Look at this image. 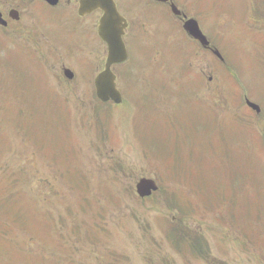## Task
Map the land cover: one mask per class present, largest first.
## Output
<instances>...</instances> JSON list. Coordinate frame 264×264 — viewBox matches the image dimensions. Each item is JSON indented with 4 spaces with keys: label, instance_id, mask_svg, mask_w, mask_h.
<instances>
[{
    "label": "rangeland",
    "instance_id": "1",
    "mask_svg": "<svg viewBox=\"0 0 264 264\" xmlns=\"http://www.w3.org/2000/svg\"><path fill=\"white\" fill-rule=\"evenodd\" d=\"M252 1L255 4L256 0ZM36 2L3 0L0 6L6 15L9 8L20 12L18 22L0 27V132L7 133H0V217L4 218V227L9 233L0 232V264H22L16 258L12 260L19 248L25 255L36 256L25 257V264H264V253L261 255L259 251L264 250V230H261L264 226L253 219L264 216V117L260 116L256 137L251 136L253 127L250 126L242 136L238 130L226 128V124L215 123L216 135L214 131L200 130L209 129L210 122L188 121L191 118L186 115L187 111L177 106L181 100L178 98H182L176 89L180 81L175 79L178 73L169 55V46L178 47L180 37L173 24V41L169 38L166 44L162 43L160 17H154L146 30L142 39L146 46L141 41L142 48L137 43L131 48L134 70L129 66L131 61L116 67V71L129 73L127 79H120L123 103L102 105L95 97L91 80L85 79L89 75L85 64L74 59L78 53L87 60L96 58L99 51L102 58L105 56V45L95 34L97 15L84 21L92 26L90 36L87 35L89 40L84 41L85 34L72 33L68 48L59 35L52 31L46 33L47 22L54 23L55 16L47 8H39L34 13ZM141 2L130 0L132 11L131 6L125 10L132 25L145 16L146 6L140 8ZM185 2L182 6L191 11L192 1ZM230 2L246 12L245 0ZM208 4L211 6V0ZM222 11L226 14L232 11L228 1ZM157 13L150 11V14ZM213 15L204 24L213 46L222 54L224 47L232 79L229 86L244 87L245 93L248 90L252 98L264 102V88H260L264 86L261 68L264 14L259 26L261 33L257 27H251L253 34L247 32L250 27L235 22L244 15L233 22L226 15H220L219 19ZM243 34L247 38L243 39ZM42 35H47L50 48L63 57L65 67L74 72L83 70L71 84L58 67L53 68V59L48 65L44 62V56L47 60L49 57ZM197 53L189 78L198 72L205 74L203 79L199 76L200 82H195L201 86L200 96L205 100L207 78L211 76L209 102L217 108L220 118H224L222 66L217 67L211 53ZM159 64L160 70H156ZM157 71L160 75L154 85L160 86H151L155 109L151 111L146 105L149 112L145 113L137 101L143 105L148 100L135 79L140 83L143 72L145 76L150 75L145 82L152 85ZM122 78H126L125 73ZM165 78L168 79L166 86H161ZM190 82L182 79L184 84ZM170 114L173 120L167 122ZM56 116L67 124V131L58 124ZM184 116L186 120L182 119ZM160 120L163 122L159 127L156 124ZM16 123H20L22 132L14 131ZM165 124L170 131L163 136ZM192 126L197 127L193 137H207L209 145L213 143L212 147L217 146L215 149L221 152V155L214 154L213 159L221 160L225 156V165L209 162L213 155L207 149L209 145L199 153L198 140L192 141L188 152L180 149L177 135L190 133L188 127ZM70 130L77 136L70 138ZM38 132L44 133L38 135ZM35 143L45 148L42 150ZM40 151L43 156L37 155ZM57 158L62 159L63 167L49 173ZM192 166L196 174L203 175L200 168L210 172L208 179L212 188L221 176L219 183L226 192L223 199L230 205L219 219H230L227 228H218L215 218L211 219L214 215L206 213L220 215L222 199L210 197L206 187H201L207 184L199 183L198 176L183 181ZM224 171L231 175L230 180L224 178ZM142 176L152 177L159 184V190L144 199L135 193V183ZM171 193L181 202L172 201ZM209 198L215 210L197 217L195 212L206 210L200 209L201 199ZM38 201L46 211L40 209ZM205 203L212 204L203 201L202 206ZM246 203L249 205L244 218ZM248 215L251 220L246 223L244 219ZM179 225L185 235L179 233ZM194 228L198 230L193 256ZM206 253L209 257L203 260Z\"/></svg>",
    "mask_w": 264,
    "mask_h": 264
},
{
    "label": "water",
    "instance_id": "2",
    "mask_svg": "<svg viewBox=\"0 0 264 264\" xmlns=\"http://www.w3.org/2000/svg\"><path fill=\"white\" fill-rule=\"evenodd\" d=\"M97 3L104 9V16L101 20L100 35L108 44V58L106 63V70L101 73L96 80L97 95L102 100H106L111 97L114 101L120 100L119 93L115 90L113 84V76L109 71V65L113 62L121 61L125 58L124 45L121 42L120 34V17L118 16L112 0H96ZM12 14V12H11ZM0 23L5 24L1 19ZM137 192L140 196L150 194L151 190L156 189V185L153 180L147 178H141L136 184Z\"/></svg>",
    "mask_w": 264,
    "mask_h": 264
},
{
    "label": "flooded vegetation",
    "instance_id": "3",
    "mask_svg": "<svg viewBox=\"0 0 264 264\" xmlns=\"http://www.w3.org/2000/svg\"><path fill=\"white\" fill-rule=\"evenodd\" d=\"M40 1H43V0H40ZM150 1H152L155 4H161L162 6H165L168 9V11L170 12V14L174 17L176 22L178 24H181V27H182L183 22L186 19L194 18L195 13L193 11L190 12L186 8H183L182 6H180V4H178L176 2V0L166 1L165 3H156L153 0H150ZM171 1H173L175 3V5L177 6V8H179V10H180V12L176 15L172 14V12L170 10ZM42 3L47 8H49L51 10L66 11V12L73 14L78 9L79 0H56L54 4H50V3H48V1L44 0V2H42ZM94 12H99V11L96 10ZM59 19H61V15L59 16Z\"/></svg>",
    "mask_w": 264,
    "mask_h": 264
},
{
    "label": "trees",
    "instance_id": "4",
    "mask_svg": "<svg viewBox=\"0 0 264 264\" xmlns=\"http://www.w3.org/2000/svg\"><path fill=\"white\" fill-rule=\"evenodd\" d=\"M34 123H36V121H35ZM17 128L19 129L20 132L23 131V128H22V126L20 125V123H17ZM86 186H87V184H86ZM87 187H88V186H87Z\"/></svg>",
    "mask_w": 264,
    "mask_h": 264
}]
</instances>
